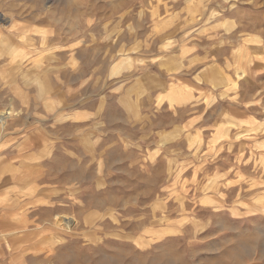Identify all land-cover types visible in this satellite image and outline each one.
Listing matches in <instances>:
<instances>
[{"label": "rangeland", "instance_id": "1", "mask_svg": "<svg viewBox=\"0 0 264 264\" xmlns=\"http://www.w3.org/2000/svg\"><path fill=\"white\" fill-rule=\"evenodd\" d=\"M0 14V264H264V0Z\"/></svg>", "mask_w": 264, "mask_h": 264}, {"label": "bare ground", "instance_id": "2", "mask_svg": "<svg viewBox=\"0 0 264 264\" xmlns=\"http://www.w3.org/2000/svg\"><path fill=\"white\" fill-rule=\"evenodd\" d=\"M47 7V6H46ZM48 8V7H47ZM50 8V7H49ZM210 16V15H209ZM12 20V19H11ZM11 20H7V18H5V16H3V15H1L0 14V22H3V23H5V24H7V23H10V22H12ZM0 41H1V38H0ZM125 64V63H124ZM124 64H122V65H124ZM241 64H242V62H241ZM121 65V66H122ZM124 67V66H123ZM242 67V66H241ZM243 75V74H242ZM228 85V84H227ZM180 90H181V88H180ZM183 90H185V89H183ZM172 91H174V90H172ZM178 95V94H177ZM179 103V102H178ZM7 117H9V114L7 113V112H3V113H0V128L3 126V121L7 118ZM9 246V245H8ZM10 247V246H9Z\"/></svg>", "mask_w": 264, "mask_h": 264}, {"label": "crops", "instance_id": "3", "mask_svg": "<svg viewBox=\"0 0 264 264\" xmlns=\"http://www.w3.org/2000/svg\"><path fill=\"white\" fill-rule=\"evenodd\" d=\"M242 54H243V56H245V54L246 53H244V52H242ZM242 54H241V56H242ZM243 58V57H242ZM250 58V57H249ZM251 59V58H250ZM252 60V59H251ZM249 61V60H248ZM243 62V61H242ZM253 62H255L254 60H253Z\"/></svg>", "mask_w": 264, "mask_h": 264}]
</instances>
